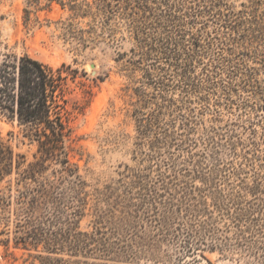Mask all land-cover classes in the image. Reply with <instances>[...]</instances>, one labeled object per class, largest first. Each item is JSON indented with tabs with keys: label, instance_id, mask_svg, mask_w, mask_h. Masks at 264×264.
<instances>
[{
	"label": "trees",
	"instance_id": "obj_1",
	"mask_svg": "<svg viewBox=\"0 0 264 264\" xmlns=\"http://www.w3.org/2000/svg\"><path fill=\"white\" fill-rule=\"evenodd\" d=\"M67 1L80 16L92 6L109 19L127 15L137 56L129 64L133 72L142 68L143 79L133 91L139 106L132 111L136 145L141 153L146 146L149 162L127 169L119 184L127 192L107 204L105 215H95L91 232L78 231L89 195L70 161L73 111L64 99L76 71L4 55L0 117L15 121L37 147L27 162L0 137V185L7 189L0 191L4 257L15 260L12 248L23 251L30 264H111L165 241L175 248L176 264L185 258L190 260L184 264H201L204 251L264 264V134L255 129H264V106L242 98L256 114L247 126L232 124L242 131L232 126L218 141L214 132L200 150L190 141L196 115L212 97L216 106L243 91L262 100L257 75L264 74V1L250 0L238 12L223 9L220 0H95L85 4L87 10L75 4L78 0Z\"/></svg>",
	"mask_w": 264,
	"mask_h": 264
},
{
	"label": "rangeland",
	"instance_id": "obj_2",
	"mask_svg": "<svg viewBox=\"0 0 264 264\" xmlns=\"http://www.w3.org/2000/svg\"><path fill=\"white\" fill-rule=\"evenodd\" d=\"M59 1L48 5L46 0H0V58L4 55L16 58L27 56L53 70L65 65L76 71L74 79L66 82L64 99L67 108L73 111L69 120L73 138L70 161L78 167V173L86 184L84 191L89 195L85 216L79 221L78 231L91 232L95 226V215L106 214L109 208L107 204L127 192L119 185L126 170L142 169L149 162L145 158L146 146L142 148L143 153L138 152L136 125L132 116V111L138 106L133 91L143 81L142 68L133 72L129 64V61L137 60V56L132 54V50H136V40L128 28L127 15L126 18L109 19L92 6L89 14L80 16L69 9L67 0ZM94 1L78 0L75 4L87 10L85 4L93 5ZM220 1L223 9L238 12L244 10V6H249L250 0ZM247 63L256 69L260 68L252 61ZM257 77L264 89L262 70ZM146 92H151V89H146ZM240 94L233 95L231 103L222 100L219 106L214 105L212 97L207 103L209 107L201 115H196L197 132L190 136V141L199 143L195 150H200L206 138L214 132L213 137L218 141L222 135L227 136V129L233 125L247 126L248 121L256 117L254 110L242 104V98L249 99V105L264 106V94L260 101L249 97V91ZM199 105L197 102L193 104L196 107ZM261 113L258 108V114ZM233 127L236 133L242 131V126ZM255 129L258 135L264 134L263 128L255 126ZM0 137L9 140L15 152L24 155L27 162L33 161L36 144L23 137L15 121L0 117ZM260 149L264 158L262 141ZM221 157L227 159L226 154ZM54 168L51 167L48 173ZM195 183L200 185V182ZM0 191H7L5 183L0 185ZM129 239L126 228V249ZM10 252L15 260L10 256L5 258L4 248L0 246V264H30L31 259H27L23 251L11 248ZM128 255L126 253L125 258L108 263L178 262L175 248L165 241L156 242L153 250L148 253L138 251L133 259H129ZM202 255L204 259H199L201 264H249L242 258L239 262L235 261L236 255L208 251ZM187 259H182L179 264L187 263Z\"/></svg>",
	"mask_w": 264,
	"mask_h": 264
},
{
	"label": "water",
	"instance_id": "obj_3",
	"mask_svg": "<svg viewBox=\"0 0 264 264\" xmlns=\"http://www.w3.org/2000/svg\"><path fill=\"white\" fill-rule=\"evenodd\" d=\"M91 68H93V65H91Z\"/></svg>",
	"mask_w": 264,
	"mask_h": 264
}]
</instances>
